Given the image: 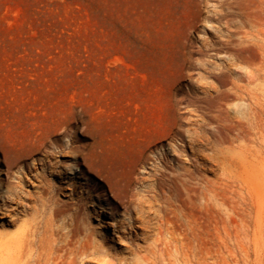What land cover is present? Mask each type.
<instances>
[{
    "label": "rangeland",
    "instance_id": "rangeland-1",
    "mask_svg": "<svg viewBox=\"0 0 264 264\" xmlns=\"http://www.w3.org/2000/svg\"><path fill=\"white\" fill-rule=\"evenodd\" d=\"M120 1L133 9L127 19L132 34L149 36L117 72L115 0H0V114L13 122L29 119L45 133L55 117L80 118L67 127L62 140L70 148L63 153L48 139L46 149L14 163L0 141V245L21 225L47 223L56 254L87 249L72 264H264V0ZM152 8L159 20L145 13ZM157 42L165 60L143 69L139 59ZM209 66L236 73H206ZM236 85L240 96L226 100L223 92ZM101 127L126 137L154 136L144 162L119 185L89 167L88 132ZM190 134L203 151L194 157ZM172 146H183L181 155ZM246 157L251 180L239 189L226 176L230 163ZM156 162L164 170V196L136 221L133 197L121 188L126 178L134 190L153 180ZM46 163L70 165L69 183H60L57 171L48 175ZM225 165L229 173L221 177ZM184 169L194 176L191 183L165 182ZM244 187L256 205L237 193ZM155 215L172 239L153 261Z\"/></svg>",
    "mask_w": 264,
    "mask_h": 264
},
{
    "label": "bare ground",
    "instance_id": "bare-ground-1",
    "mask_svg": "<svg viewBox=\"0 0 264 264\" xmlns=\"http://www.w3.org/2000/svg\"><path fill=\"white\" fill-rule=\"evenodd\" d=\"M173 7H175V5L172 6L169 14L174 13L175 10ZM148 10H146L145 13H147L150 16L159 20V13H160L159 9L152 8V9H148ZM132 11H133V9L131 6H127V5L122 6L120 0H115V19H114V43H115L114 55L115 56H114V63H115V67L117 68V70L115 69L117 72L121 70L120 68L127 67L126 61L133 60V57H134L133 56L134 55L133 48L136 45L138 46L139 44L144 46V44H145L144 43V38H145L144 36H146L147 38L149 36V34H146V33L143 34L142 33L143 35L140 38H138L132 34V32L130 31L129 22L127 20L130 17V15L133 14ZM156 24H157V26H156L157 28H156L155 33H156V36L159 37L161 25L158 21ZM149 44H147V45H149ZM141 45H140V47H141ZM149 47H147V48H149ZM151 47H152V45H151ZM152 48H151L152 50L149 52V54H150L149 57L142 55L138 61L139 65H141V67L143 69H146L148 67H151V69H152V67L159 68V67H161L160 65H161L162 61L165 60V58L163 57L164 54L162 55L161 47H160L158 42H157V45H154ZM142 49L144 50V48H142ZM139 50H140V48H139ZM145 52H146V54H148L147 53L148 51H145ZM138 53L140 54L141 51H139ZM118 69H120V70H118ZM215 69L218 70L219 76L220 75L226 76L229 74L236 73V71L234 69L230 68L229 66H222L219 69L214 68L212 66H209V67H206L204 71L206 73H212L213 70L215 71ZM245 74L247 75V77L251 78L250 72L246 71ZM162 75H163V73L157 74V76L159 78ZM199 76H201V75L199 74ZM241 91H242V87L239 85H236L232 89L225 90L223 92V95H224L223 97L226 100L228 98L238 97V96H240L239 92H241ZM253 99H255V96ZM162 108L166 109V106L163 104ZM55 119L56 120L54 122V126L51 127L50 130L48 129L47 133H45V131H43L41 129L39 132V130H37L38 126H35V124H34L35 122L33 123L29 119H26L22 122H13L4 113L0 114V141L2 142L3 146L6 148L7 152L11 155L14 163H17V162L23 160L27 156L39 153L41 150L46 149L48 147V144H49L48 139H52V141L54 142V147L57 149V151H56L57 153H63L64 149L70 148V145L67 144L66 142H63L62 139L65 137V135L67 136V134L69 132V129L67 127H68L70 121L74 120L76 122H80V118L77 115L73 114L70 116H61V117L59 116L58 118L55 117ZM52 120H53V118H52ZM45 126L46 125H44V127ZM159 126H160V124H158V127ZM93 131H95V130L89 129V132H88L89 135L91 136V138L93 139V146H92L93 148L91 149L90 157H89L90 158L89 167L92 168L93 166H95V171L99 175H102V177L104 179H107L108 181L112 180L113 184H115V185H119L120 182L123 181L125 174L133 171L132 166H134L135 164H139V163L144 162V159H145L144 152H145V150H147L149 145L154 141L153 135L148 136L147 139H145V138L142 139L141 137L138 139V136L134 137V135H133V137H126L128 135H125L124 132H123L124 135L122 133L120 135H118L119 133L117 130H116L117 134H115L114 133L115 130L113 132V130L110 131L109 129L107 130V129L102 128V127L100 130H98L97 133L95 131L96 134L93 133ZM187 139H188L187 147H189V149L191 151L190 155L192 157H194L196 153H200V154L203 153V151L201 149H199L195 146V141H196V135L195 134L188 135ZM134 147L138 148V150L134 151V149H133ZM182 147L181 146H172L171 149L174 153H178L179 155H181V153L183 151ZM219 151L221 154L222 153L221 149H219ZM204 153H206V152H204ZM221 155H223V154H221ZM201 156H203V155H201ZM204 156H205V154H204ZM210 156L212 157V154H210ZM205 157H207V156H205ZM219 157H221V156H219ZM224 158L228 159V157H224ZM246 158H244L243 160H239L240 161L239 163L231 160L233 162H236V164L230 163V169L229 170H231L230 171L231 175H230V177L226 176L228 178L226 180L231 179L233 182H235L237 188H239V189H241L242 187H240V185H238V184L242 183L244 185L249 179L248 178L249 177V175H248L249 170L248 169L250 168L252 163H251V161H248V158L247 159ZM154 159H155V161L157 160V158H154ZM178 160H180V159H178ZM191 161H192V159H190V162ZM220 162H221V160H220ZM226 162H227V160H226ZM226 164H228V163H226ZM45 165L47 166V167H45L46 168L45 170H47L48 175L52 176L53 175L52 171H57L55 173H57L56 176L58 178V181H60V183H66L65 181H67V183H69V181L71 180L72 177H70L71 176L70 171L72 169H71L70 165L61 166V165H57L54 163L53 164L46 163ZM175 168L177 169L178 167L176 166ZM225 168H227L226 165L222 166L221 177L225 176V171H227V169H225ZM58 169H60V170L58 171ZM153 172H154V179L151 180L150 182L146 183V184L145 183L139 184V186L136 187L135 190L133 189V186L136 184L130 178H126V179H128V181L126 182V180H125L124 181L125 184L121 183V185L124 184V186L121 188L122 191L123 190L126 191L127 193H129L133 197V203L135 204V212H136L135 213L136 217L134 218V220H136V221H142V219H143L142 217L144 216V214H147L148 210L151 211L150 209L153 207L154 201L158 197L164 196V191H163V186H165V183L163 180L164 179V170L161 168V166L159 165L158 162H156V164L153 168ZM73 173H74V171H73ZM226 173H229V172L227 171ZM127 176L129 177L128 174H127ZM193 178H194V176L188 170L184 169L182 173H176L175 175L168 176L165 179L166 180L165 182L171 183L174 186H176L178 183L189 184V183H191ZM249 180H251V179H249ZM226 183L227 182L225 181V184ZM247 183H249V182H247ZM225 184H224V182L221 183V186H222L221 190L225 189ZM66 185H69V184H66ZM246 185H247V187L245 185L244 186L246 188H248V184H246ZM52 188H54L53 190H56L55 189L56 187H53V185H52ZM231 188H232V186H231ZM227 189H228V187H227ZM239 189L238 190L235 189V190L238 191L237 193H239L240 197L243 200H245L247 198H251L250 201H252L253 205L256 203V202H254V200L256 201L255 196L252 195V193L249 190L246 189L247 191H242ZM72 193L76 194L75 187L72 188ZM80 198H81V196H76L74 199L76 202H80ZM245 202H246V200H245ZM222 205L223 204L220 203V207H222ZM219 211L222 214L224 213V210L222 208ZM257 214H258V212L256 213V216H257ZM147 215H149V214H147ZM157 218L160 220H159V223H157L158 224V227H157L158 231H155L157 233V237L154 240L155 246H153L155 248L153 251H151V254H152L151 258L153 261L156 258H158V255L162 254L163 251H165L164 249L168 248V243L170 244V242H171L170 239H172V233L169 231L166 224L161 220V218H159V217H157ZM144 219H146V217ZM46 224L47 223H45L44 225H40L39 223L24 224V225L19 226L14 234H12L11 236H8V238L4 242H2V244L0 245L1 246V252H2L3 264H58L55 262L57 259H60V264H72V261L74 258L81 256V255H86V253H87L86 248L84 250H81L78 252L75 250L69 249V250L64 251L65 254H58V253L56 254L57 249H55V245H54L55 239L52 238L53 233L48 229V226H46ZM8 225H9V223H8ZM122 226L123 225H121V227ZM224 233H222V234L224 235ZM166 235L169 238L168 237L165 238L164 236H166ZM166 239H169L170 242ZM166 241H168V243H166ZM152 242H153V240H152ZM165 243L167 244V248H165ZM97 247L99 249H104L100 245H98ZM102 252L103 251L101 250V253ZM54 253H55V255L53 256Z\"/></svg>",
    "mask_w": 264,
    "mask_h": 264
}]
</instances>
